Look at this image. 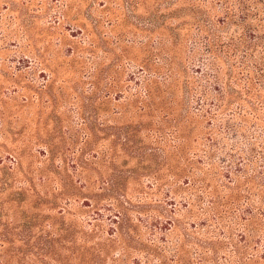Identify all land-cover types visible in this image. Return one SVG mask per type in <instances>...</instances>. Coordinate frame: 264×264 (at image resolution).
<instances>
[{
  "label": "rangeland",
  "instance_id": "1",
  "mask_svg": "<svg viewBox=\"0 0 264 264\" xmlns=\"http://www.w3.org/2000/svg\"><path fill=\"white\" fill-rule=\"evenodd\" d=\"M129 1L0 0V264H145L124 236L128 218L138 222L128 230L137 241L161 243L152 219L136 211L174 206L163 189L141 175L127 182L123 206L100 193L101 177H133L143 167L111 149L131 119H118L115 105L143 96L145 86L134 62H117L121 46L144 59L149 17L171 21L152 0ZM132 23L142 30L133 33ZM77 156L90 164L81 168ZM64 184L78 197L55 201Z\"/></svg>",
  "mask_w": 264,
  "mask_h": 264
},
{
  "label": "trees",
  "instance_id": "2",
  "mask_svg": "<svg viewBox=\"0 0 264 264\" xmlns=\"http://www.w3.org/2000/svg\"><path fill=\"white\" fill-rule=\"evenodd\" d=\"M152 6L169 10L171 21L149 17L146 58L128 57L121 46L117 62H134L145 86L143 96L115 105L118 119H131L118 127L111 148L120 146L143 167L133 177H101V196L112 193L123 206L127 182L142 175L150 188L163 189L165 205L174 204L136 211L152 219L160 244L137 241L128 230L138 222L126 220L124 236L145 253V264H264V0H152ZM131 25L133 33L142 30ZM75 158L81 168L90 164ZM78 191L64 184L53 198L71 201Z\"/></svg>",
  "mask_w": 264,
  "mask_h": 264
}]
</instances>
